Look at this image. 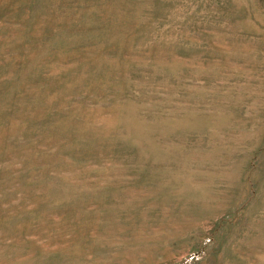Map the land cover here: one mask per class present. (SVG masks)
I'll return each instance as SVG.
<instances>
[{
    "label": "rangeland",
    "instance_id": "rangeland-1",
    "mask_svg": "<svg viewBox=\"0 0 264 264\" xmlns=\"http://www.w3.org/2000/svg\"><path fill=\"white\" fill-rule=\"evenodd\" d=\"M0 264H264V0H0Z\"/></svg>",
    "mask_w": 264,
    "mask_h": 264
},
{
    "label": "bare ground",
    "instance_id": "bare-ground-1",
    "mask_svg": "<svg viewBox=\"0 0 264 264\" xmlns=\"http://www.w3.org/2000/svg\"><path fill=\"white\" fill-rule=\"evenodd\" d=\"M84 133V132H83ZM64 172V171H63ZM59 174V173H58ZM59 179V178H58ZM64 180V179H63ZM78 180V179H77ZM64 183V182H63ZM61 192V191H60ZM84 194H86V193H84ZM11 216V215H10Z\"/></svg>",
    "mask_w": 264,
    "mask_h": 264
}]
</instances>
